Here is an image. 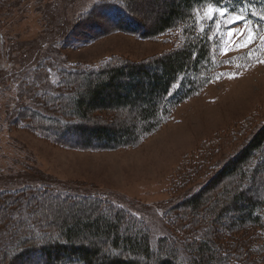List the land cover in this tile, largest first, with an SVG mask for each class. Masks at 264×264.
<instances>
[{"label": "trees", "instance_id": "trees-1", "mask_svg": "<svg viewBox=\"0 0 264 264\" xmlns=\"http://www.w3.org/2000/svg\"><path fill=\"white\" fill-rule=\"evenodd\" d=\"M131 2L94 1L81 19L98 16L89 22L91 27L85 29L89 34H82V39L90 42L100 34L124 32L138 39L164 38L173 47L141 60L112 55L91 66L76 63L59 67L55 73L58 90L52 94L53 114L35 115L34 110L29 113V126L47 132L60 145L111 149L137 144L171 118L181 101L227 70L225 63L245 64L259 51L254 48L235 58H218L215 45L221 39L217 28L221 18H205L210 3L232 9L227 19L235 20V14L246 17V21H252L250 27L264 36V0H219V5L213 0H173L152 27L134 12L137 9ZM76 39L80 38L72 32L65 41L74 44ZM256 41L261 43L258 38ZM81 72L88 74L75 95H68L66 90L74 87L69 77ZM68 101H72L68 117L60 116L65 113L58 115ZM117 110H132L136 116L129 123L110 124L75 119H87L91 111L97 117L114 118ZM136 118L143 123H135ZM71 130L80 131L78 136H83V141H76L79 137ZM202 159L199 156L196 164ZM215 165L207 163L206 176L192 182L184 195L164 210L163 219L175 235L169 230L168 236L155 241H151L146 222L135 213L87 194L88 198L82 199L93 201L87 206L107 205L115 213L113 220L103 212L92 215L88 207L80 208L84 217L57 221L58 233L42 231L43 224L47 231L50 226L44 223L45 218L34 215L32 205L46 196H56L57 186L54 189L49 183L10 181L13 184L0 188V264H27L31 258L36 264H264V123L220 168L216 170ZM253 192L256 194H249ZM72 196L60 198L80 200ZM227 214H231L228 224L222 228L220 220ZM32 227L37 230L32 231ZM96 238L101 242L95 243Z\"/></svg>", "mask_w": 264, "mask_h": 264}, {"label": "rangeland", "instance_id": "rangeland-1", "mask_svg": "<svg viewBox=\"0 0 264 264\" xmlns=\"http://www.w3.org/2000/svg\"><path fill=\"white\" fill-rule=\"evenodd\" d=\"M94 1L0 0V188H7L10 181L49 183L54 189L57 186L56 196H46L32 205L34 215L45 218L44 223L50 226L48 232L43 224L42 231L50 234L60 230L57 221L84 217L80 208L86 209L93 201L86 203L82 198L92 195L135 213L146 222L151 241L159 240L170 231L175 235L162 215L172 201L184 195L192 182H200L206 176L207 163H215L216 170L220 168L264 123V62H260L264 61V43L255 40L248 47H236L235 41L242 36L247 42L244 33L250 26L247 21L231 25L227 30L242 31L231 38L225 31L223 39L215 45L216 56L235 58L257 48L256 55L245 64L225 63L227 70L181 101L172 117L141 142L111 149L60 145L47 132L42 133L27 124L29 113L33 114L34 110H37L35 115L53 114L51 105L55 97L52 94L58 90L55 73L59 67L76 63L91 66L112 55L141 60L173 47V43L164 38L138 39L124 32L100 34L96 40L84 41L81 35L89 34L85 29L91 27L89 22L98 15H91L87 20L81 18ZM171 2L173 0H133L131 6L134 5L137 9L134 12L152 27ZM72 32L74 37L80 38L74 44L65 41ZM225 48L229 50L225 52ZM150 68L156 69L155 66ZM86 74L88 72L74 73L69 77L74 87L66 90L68 95H75ZM105 90L109 93L107 88ZM68 102L58 115L65 113L60 116L68 117L72 101ZM133 113L117 110L112 114L114 118H102L91 111L89 118L75 119L88 124L129 123L136 116ZM136 120L137 124L143 123L139 118ZM72 132L78 139L80 131ZM199 156L203 159L201 164H196ZM66 194L80 200L60 198ZM205 201L208 202L207 198ZM88 209L92 215L97 211L111 220L114 218L115 213L107 205ZM230 215L220 220L219 226L226 228ZM122 229L123 226L119 228ZM94 241L101 242L100 238ZM104 243L106 248L107 243ZM27 264H36V261L31 258Z\"/></svg>", "mask_w": 264, "mask_h": 264}, {"label": "snow or ice", "instance_id": "snow-or-ice-1", "mask_svg": "<svg viewBox=\"0 0 264 264\" xmlns=\"http://www.w3.org/2000/svg\"><path fill=\"white\" fill-rule=\"evenodd\" d=\"M122 2L126 3L127 0H122ZM213 2L217 5H219V0H213ZM227 2V0H225ZM232 12V9L225 7V6H219V7H213L210 3L208 5V8L206 9V16L205 18L209 21H214V17H220V21L217 23V28L219 29L221 33V39H223V35L225 31H227V35L229 38H231L234 34H239L242 30L240 29H231L227 30V25L235 23L237 20L244 21L246 17L235 14V20L227 19L229 14ZM247 24L250 26L252 24V21H247ZM245 36H247V42H244V37L242 36L240 40L235 41L236 47H248L249 45L253 44L254 41L258 38L262 43H264V36H260L259 31L257 28H248V31L244 33ZM231 43V39H230ZM229 49L225 48L224 51L227 52ZM264 62V61H260Z\"/></svg>", "mask_w": 264, "mask_h": 264}, {"label": "bare ground", "instance_id": "bare-ground-1", "mask_svg": "<svg viewBox=\"0 0 264 264\" xmlns=\"http://www.w3.org/2000/svg\"><path fill=\"white\" fill-rule=\"evenodd\" d=\"M133 8L135 9L136 7L133 5ZM76 141H78V142L83 141V136H80V138L78 140H76Z\"/></svg>", "mask_w": 264, "mask_h": 264}]
</instances>
